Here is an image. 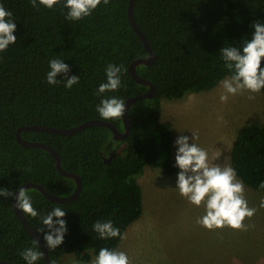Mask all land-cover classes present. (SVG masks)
I'll return each instance as SVG.
<instances>
[{"label":"trees","instance_id":"1","mask_svg":"<svg viewBox=\"0 0 264 264\" xmlns=\"http://www.w3.org/2000/svg\"><path fill=\"white\" fill-rule=\"evenodd\" d=\"M128 1L110 0L105 5L102 0L90 16L69 21L64 0L52 9L43 5L33 8L29 0H0L13 12L17 25L16 43L0 52V188L16 192L21 184L35 182L55 195L71 194L74 179L56 170L47 150L19 144L17 128L33 124L69 128L103 119L96 111L101 99L115 96L126 100L148 89L129 71L130 63L146 57L147 52L129 23ZM133 14L157 55L152 64L138 65L136 72L156 86V94L129 107L128 135L116 140L104 126L66 135L21 132L26 140L54 147L62 167L82 179L80 194L67 203L51 201L35 188L26 189L38 215L23 213L42 239L43 233L38 231L43 227L41 218L56 207L66 213L64 242L56 249L47 248L51 264H58L67 253L76 261L92 264L101 248L117 247L122 239L99 238L93 224L111 220L124 235L143 211L138 179L145 167L159 168L167 175L177 170L172 126L160 119L161 103L210 90L230 77L232 72L219 50L227 46L242 48L252 38L251 24H264V0H135ZM52 58L68 64L67 75H78L79 83L66 88L65 74L60 73V83L48 84L46 74ZM110 63L123 66L121 87L98 95ZM261 92L264 94V89ZM107 121L123 130L122 118ZM230 163L246 186L260 190L259 184L264 181V121L238 131ZM33 241L35 238L14 212L13 197L0 196V261L27 264L21 256L24 249L34 247L42 253ZM36 264H46L43 254Z\"/></svg>","mask_w":264,"mask_h":264},{"label":"rangeland","instance_id":"2","mask_svg":"<svg viewBox=\"0 0 264 264\" xmlns=\"http://www.w3.org/2000/svg\"><path fill=\"white\" fill-rule=\"evenodd\" d=\"M220 82L210 90L191 92L179 101L161 103L160 119L171 122L172 126L174 159L177 136L191 137L195 132L198 139L194 142L208 152L210 164L231 166L230 153L238 131L245 126L263 124L261 91L229 94L227 101L221 102L224 89ZM250 95L255 98L249 99ZM179 171L177 168L175 173L167 175L159 168L145 167L138 179L142 214L127 227L125 238L115 249L127 253L130 264H264V208L259 207L264 190L244 184L248 206L258 209L253 217L244 220L253 227L247 231L228 226L209 230L196 223L204 214L203 203L199 207L191 204L175 188ZM58 264L90 263L76 261L73 254L67 253Z\"/></svg>","mask_w":264,"mask_h":264},{"label":"clouds","instance_id":"3","mask_svg":"<svg viewBox=\"0 0 264 264\" xmlns=\"http://www.w3.org/2000/svg\"><path fill=\"white\" fill-rule=\"evenodd\" d=\"M29 2L33 8L43 5L52 9L61 0H39V3L37 0H29ZM101 2L102 0H64L63 8L67 9L65 18L69 21L82 20L90 16ZM109 3L110 0H103V4ZM16 27L13 12L0 4V52L6 51L10 44L16 43L17 37L14 35ZM251 28L254 29L252 38L245 41L242 48L227 46L219 50L225 66L232 72L230 77L220 82L224 89V94L220 96L221 102H226L229 94L236 95L244 91L259 93L264 89V67H261L264 60V24L255 21L251 24ZM49 68L50 71L46 74L48 84L60 83L61 81L57 78L60 73L65 74L63 80L66 88L70 89L79 83L78 75H67L69 65L63 60L50 59ZM122 71V65L108 64L105 68L106 82L99 85L97 94L118 90L121 87ZM254 98L252 95L249 96V99ZM125 110V100L115 96L101 99L96 106V111L104 120L122 118ZM196 139L198 134L192 132L191 137L181 134L174 141L177 148L174 167L180 169L177 173L175 188L178 189L179 195L191 204L199 207L203 203L204 214L197 218V224L209 230L228 226L232 229L247 231L253 225L245 224L244 220L246 217H253L258 209L248 206L243 181L237 179V172L233 167L210 164L208 152L194 142ZM259 189L264 190V181L260 182ZM0 196L14 197L15 207L32 217L38 215L24 187H19L18 192L0 188ZM259 207L264 208V198H261ZM65 215L64 210L56 207L41 218L43 227L38 231L43 233L47 248L56 249L64 242L67 232V224L63 219ZM92 227L101 239L125 238L120 229L114 227L111 220H97ZM33 243L35 245L38 241ZM21 256L27 264H36L41 259L42 253L34 247H29L21 252ZM92 264H130V261L127 253L105 247L99 250Z\"/></svg>","mask_w":264,"mask_h":264},{"label":"water","instance_id":"4","mask_svg":"<svg viewBox=\"0 0 264 264\" xmlns=\"http://www.w3.org/2000/svg\"><path fill=\"white\" fill-rule=\"evenodd\" d=\"M134 2L135 0H129L128 5H127V17L129 20V23L132 27V29L135 31V33L139 36V38L142 41V44L147 52L146 57H141L138 59L133 60L130 65H129V71L131 73L132 78L141 84H144L148 87V89L141 93L137 94L135 96L128 97L125 100L126 103V110L125 113L122 117V123H123V130L120 131L117 129V127L112 124L111 122L104 120V119H91L87 120L79 125L69 127V128H59L55 126H48V125H23L17 128L16 130V140L19 144L25 147H40L45 150H47L53 157L54 162H55V168L56 170L63 176L73 178L75 181V189L74 191L67 195V196H59L55 195L45 189V187L41 184L35 183V182H25L21 184L19 187H24L25 189L28 188H35L39 190L47 199L58 202V203H67L75 198L80 194L82 190V179L80 175L76 172L70 171V170H65L62 167L61 163V157L57 150L52 147L51 145L41 142V141H35V140H26L21 136V132L23 130H36V131H44V132H50V133H55V134H61V135H66V134H74L77 132H80L84 130L85 128L91 127V126H104L107 127L113 134V138L116 140H123L129 133L130 128H131V122L128 117V110L129 107L136 101H139L141 99L145 98H150L153 97L156 94V86L148 79H145L141 76L138 75L136 72V67L140 64H145V65H150L152 64L156 59L157 55L153 52L151 45L147 38L145 37L144 33L140 30L138 27L134 14H133V7H134ZM106 163L110 161V159H105L104 160ZM18 187V189H19ZM18 189L16 192H18ZM16 200L13 197V209L14 212L23 225V227L35 238L36 241H38L39 247L42 251V254L44 256L46 264H51L49 254L47 251V247L45 245V242L43 241L42 237L35 231V229L30 225V223L27 221L24 213L17 207H15ZM0 264H12L10 261L6 260H1Z\"/></svg>","mask_w":264,"mask_h":264}]
</instances>
